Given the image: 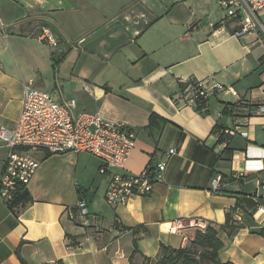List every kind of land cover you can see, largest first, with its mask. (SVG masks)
I'll list each match as a JSON object with an SVG mask.
<instances>
[{
    "label": "crops",
    "instance_id": "obj_1",
    "mask_svg": "<svg viewBox=\"0 0 264 264\" xmlns=\"http://www.w3.org/2000/svg\"><path fill=\"white\" fill-rule=\"evenodd\" d=\"M220 6L217 0H0V126H15L30 80L67 100L57 78L75 56L73 70L81 74L75 111H100L136 133L128 171L167 162L152 193L112 206L105 198L111 174L100 171V159L33 152L41 165L26 187L30 199H0V264H157L162 243L190 247L209 223L223 241L222 263L264 264V173L237 174L246 157L264 153L263 119L251 116L264 103V36L236 35L240 20H225ZM40 24L57 37L56 46L41 39ZM191 76L233 91L210 98L206 109L178 106ZM231 126L239 132L224 131ZM7 155L0 141V184ZM81 199L90 210L84 217ZM228 216L236 226L231 231L222 227ZM116 222L127 229L119 233Z\"/></svg>",
    "mask_w": 264,
    "mask_h": 264
},
{
    "label": "built area",
    "instance_id": "obj_2",
    "mask_svg": "<svg viewBox=\"0 0 264 264\" xmlns=\"http://www.w3.org/2000/svg\"><path fill=\"white\" fill-rule=\"evenodd\" d=\"M226 12L225 20L237 18L241 22L235 32L246 36L250 32L264 34V22L260 14L264 11V0H218ZM41 39L52 46L58 44L57 37L44 27ZM92 91L90 86L85 87ZM233 91V88L211 78L191 76L184 80V87L175 100L178 106H191L206 109L205 103L220 92ZM76 99L60 100L50 91L39 88L34 81L24 86V98L21 114L13 127L0 126V141L8 148L0 184V199L13 203L22 187H27L40 167V160L30 154L31 149L42 148L52 153L75 151L86 152L101 161L100 171L109 172L111 178L106 189L105 198L112 206L126 204L134 195H148L154 186L164 180L166 161L149 163L140 173L126 169V163L136 146V133L129 130L124 123L115 122L100 111H75ZM205 105V106H204ZM251 116L262 118L264 125V103L251 111ZM234 135L238 126L224 129ZM242 135L248 136L247 131ZM175 148L169 150L174 154ZM264 173V153L258 157H246L243 171ZM221 177L214 180L218 187ZM260 191L264 194V174L260 177ZM82 216L90 214L86 200L78 202ZM176 227L182 226V220L176 221ZM119 233L125 229L116 224Z\"/></svg>",
    "mask_w": 264,
    "mask_h": 264
},
{
    "label": "trees",
    "instance_id": "obj_3",
    "mask_svg": "<svg viewBox=\"0 0 264 264\" xmlns=\"http://www.w3.org/2000/svg\"><path fill=\"white\" fill-rule=\"evenodd\" d=\"M59 62V59L54 57V66H57ZM29 199V191L24 186L20 189L14 202L23 203ZM222 227L229 228L231 231L235 229L236 226L230 224V217L228 216L226 224ZM261 233L264 234V230H262ZM71 237L72 236L68 234V238ZM198 246L202 248L197 249ZM222 246L223 241L218 237L216 226L209 223L203 230H197L196 237L190 247L181 246L179 248H173L162 243L160 246L161 256L157 264H224L219 259V250Z\"/></svg>",
    "mask_w": 264,
    "mask_h": 264
},
{
    "label": "rangeland",
    "instance_id": "obj_4",
    "mask_svg": "<svg viewBox=\"0 0 264 264\" xmlns=\"http://www.w3.org/2000/svg\"><path fill=\"white\" fill-rule=\"evenodd\" d=\"M217 2H218V0H217ZM218 5L220 6L219 2H218ZM40 29H43L42 24H40ZM260 34H262L264 36L263 33H260ZM73 58H75V56L71 57L65 64H63L61 66V70H60L61 73H60V76L57 78L58 82L61 84L62 97H63V99H67V100L72 99V98L78 99V94H79V86L80 85H79V79L78 78H80L81 74L79 73L78 69L73 70V67H74ZM76 77H78V78H76ZM54 93L59 96L58 90H56ZM260 127L264 128V125L260 124ZM40 150H42V148L31 149L29 152H30V154H32L33 152H35V151L37 152ZM43 150H46V149H43ZM48 152H50V151H48ZM50 153H52V152H50ZM59 153H63V152H59ZM78 153H81V152H78ZM84 153H86V152H84ZM34 157H36V156H34ZM40 165H41V161H40ZM77 207H78V204H77ZM116 224H119V222L115 223V225ZM201 248L202 247H199V246L197 247V249H201Z\"/></svg>",
    "mask_w": 264,
    "mask_h": 264
}]
</instances>
